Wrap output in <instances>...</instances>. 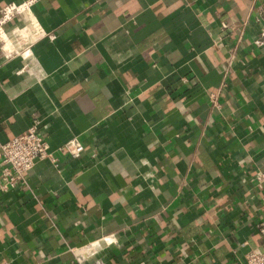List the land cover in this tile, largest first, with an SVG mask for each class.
I'll return each mask as SVG.
<instances>
[{"label": "crops", "instance_id": "1", "mask_svg": "<svg viewBox=\"0 0 264 264\" xmlns=\"http://www.w3.org/2000/svg\"><path fill=\"white\" fill-rule=\"evenodd\" d=\"M262 27L264 0H36L7 21L0 143L39 122L60 165L0 192V264L264 253Z\"/></svg>", "mask_w": 264, "mask_h": 264}, {"label": "built area", "instance_id": "2", "mask_svg": "<svg viewBox=\"0 0 264 264\" xmlns=\"http://www.w3.org/2000/svg\"><path fill=\"white\" fill-rule=\"evenodd\" d=\"M36 0H27L19 5L9 4L2 8L0 14V49L2 51V37L7 36L15 42L13 35L4 29V24L12 17L25 13L29 17L30 8ZM257 44H264V27H262L256 39ZM12 53L17 49L15 43ZM26 52H22L21 57L26 58ZM215 94L212 97L216 104ZM40 123H33L25 132L10 138L5 143H0V192H7L11 189L21 188L25 184V174L39 162H49L55 168H59V159L50 150L45 140L44 133L41 132ZM85 151L83 144L76 138L69 139L61 145L59 153L73 158L79 157ZM255 177L264 183V170L257 171ZM260 208L262 218L256 224L258 233L264 236V193L261 197ZM110 243V242H109ZM82 254H78L77 263L83 264ZM81 259V260H80ZM93 264H102L100 260H95ZM242 264H264V253L249 252L245 255Z\"/></svg>", "mask_w": 264, "mask_h": 264}, {"label": "bare ground", "instance_id": "3", "mask_svg": "<svg viewBox=\"0 0 264 264\" xmlns=\"http://www.w3.org/2000/svg\"><path fill=\"white\" fill-rule=\"evenodd\" d=\"M26 31V30H25ZM16 33V32H15ZM29 34V33H28ZM27 34V35H28ZM17 35V34H16ZM24 35V34H23ZM26 36V35H24ZM24 38V37H23ZM18 39V37H17ZM26 39V38H25ZM3 45H2V53L4 54H11L14 49L12 47L14 46V42L12 39H9L7 36L2 37Z\"/></svg>", "mask_w": 264, "mask_h": 264}]
</instances>
